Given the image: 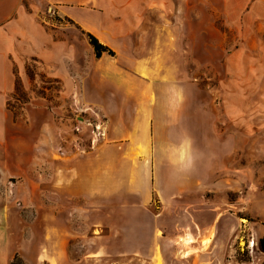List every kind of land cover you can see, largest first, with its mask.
I'll return each mask as SVG.
<instances>
[{"label":"rangeland","instance_id":"obj_1","mask_svg":"<svg viewBox=\"0 0 264 264\" xmlns=\"http://www.w3.org/2000/svg\"><path fill=\"white\" fill-rule=\"evenodd\" d=\"M30 1L37 51L0 115L3 263L206 264L216 229L191 241L216 209L224 260L264 264V41L246 39L258 26L240 0H169L162 28L159 12H109L91 27L114 52L100 57L90 31ZM96 163L92 214L78 173ZM62 165L69 193L54 189Z\"/></svg>","mask_w":264,"mask_h":264},{"label":"crops","instance_id":"obj_2","mask_svg":"<svg viewBox=\"0 0 264 264\" xmlns=\"http://www.w3.org/2000/svg\"><path fill=\"white\" fill-rule=\"evenodd\" d=\"M45 3L55 11L57 10L65 18L90 31L97 39L99 37L93 33L91 27L109 12L120 13L121 10H128L129 13L132 9L140 10L141 13L142 11H148V15L144 13L141 16H137V18L146 16L148 19H151L153 14L159 12L161 18L159 26L162 28L168 26V9L173 7L172 3L169 5V0H45ZM33 7L34 4L30 0H0V115L4 117L7 116L4 109L7 98L14 91L13 69L15 64L23 63L25 53L32 55L37 51V43L34 41L33 33L30 30L34 15ZM239 9L247 10V15L254 17L257 21V30H255L253 36H248L246 39L264 41V0H240ZM260 12L261 15L259 14ZM117 17L120 18V15H117ZM122 18H124V15H122ZM7 132V124L1 121L0 191L4 185V169L8 165L7 147L3 140L6 138ZM31 164L32 166L36 165L35 161ZM66 166L62 165L60 167L63 172L61 171L58 176L56 175V182H53V184L55 190L57 186L58 188H63V192L69 193V190L72 189H69L71 182H68V179L72 178V175L69 173L70 169L65 168ZM93 170H96L97 173H94ZM101 170V167L96 163L95 167H90L89 172L83 173L80 170V173H78L80 194L85 196L90 194V197L94 194L95 205L89 209L92 214L99 210L98 199L103 195ZM6 201V194L0 193V264H6L2 261L4 246L6 247L5 244L2 245V242H7L9 227L7 223L8 206L6 203L3 204ZM215 212L216 209L212 212L214 221L211 226L207 228L196 226V237L198 236L199 238L197 237L198 239H195L196 241L193 244H200L203 236L210 234L212 230L216 229V235L212 238L208 248L209 261L206 264H229L231 261L224 260L223 255L229 245L226 238V235H229V219L225 218L224 214H216ZM95 256L100 257L101 255L97 252Z\"/></svg>","mask_w":264,"mask_h":264},{"label":"trees","instance_id":"obj_3","mask_svg":"<svg viewBox=\"0 0 264 264\" xmlns=\"http://www.w3.org/2000/svg\"><path fill=\"white\" fill-rule=\"evenodd\" d=\"M88 37L90 39L91 45L94 47V49H95V51L99 57L102 56L103 53H108L109 55L114 56V52L110 48L102 45L99 42V40L97 38H95L93 35L88 33ZM262 246H263V250H264V240L262 241Z\"/></svg>","mask_w":264,"mask_h":264},{"label":"bare ground","instance_id":"obj_4","mask_svg":"<svg viewBox=\"0 0 264 264\" xmlns=\"http://www.w3.org/2000/svg\"><path fill=\"white\" fill-rule=\"evenodd\" d=\"M183 241H184V239L181 242H183ZM191 243H194V241H191ZM210 243H211V240L206 241L205 246H208ZM186 256H189V254H186Z\"/></svg>","mask_w":264,"mask_h":264},{"label":"built area","instance_id":"obj_5","mask_svg":"<svg viewBox=\"0 0 264 264\" xmlns=\"http://www.w3.org/2000/svg\"><path fill=\"white\" fill-rule=\"evenodd\" d=\"M254 246H255V243L252 241V242L250 243V248L253 249Z\"/></svg>","mask_w":264,"mask_h":264}]
</instances>
